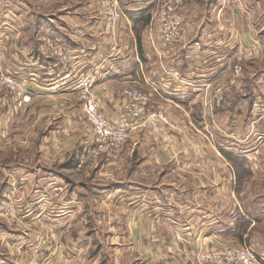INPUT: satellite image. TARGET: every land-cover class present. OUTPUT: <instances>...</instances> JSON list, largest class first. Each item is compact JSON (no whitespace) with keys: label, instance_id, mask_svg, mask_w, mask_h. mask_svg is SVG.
I'll return each instance as SVG.
<instances>
[{"label":"crops","instance_id":"obj_1","mask_svg":"<svg viewBox=\"0 0 264 264\" xmlns=\"http://www.w3.org/2000/svg\"><path fill=\"white\" fill-rule=\"evenodd\" d=\"M120 3L123 18L116 28L108 30L97 0H0L1 68L12 73L16 67L20 71L18 78L38 83L49 76L51 70L61 72L54 48L62 46L71 54L70 68L75 73L94 72L97 76L93 93L107 115H118L121 93L126 86H139L153 93L150 106L165 109L175 127L139 129L133 133L121 158L91 156L83 162L82 170L75 171L80 154L87 150L86 146L94 138V135H88L92 129L84 118L78 92L70 90L61 96L67 100L63 110L57 106L61 100L54 101L56 97L33 95L29 105L16 104L17 101L14 102L8 94L6 98L0 97V121L7 120L5 125L8 122L13 124L15 115L23 118V111L28 106L39 109L33 131L38 132L41 127L47 131L43 144L39 145L40 155L33 160V165L54 164L80 177L79 183L73 182L71 193L76 208L86 220L88 216L89 223L86 222L88 227L74 223L66 238L63 230L58 228L60 224L53 225L54 220L50 225L45 224L50 219H45L43 214L50 213L48 210L51 208L44 209L41 205L33 206L23 201H13L15 206L13 202L12 206L2 204L0 218L6 221L0 224V264H56L64 263L65 259L71 264L79 263L85 255L83 258L75 257L77 255L72 249L73 258L63 254L66 249L62 239L66 238V244L75 246L83 240L80 231L92 227L87 233L91 241H86L85 246L97 243L109 246L101 233L108 224L103 213L111 212L112 207L118 214L115 212L114 223L110 224L114 229L121 228L118 215H127L126 225L133 250L139 254L144 251L143 255L154 260V264H170L171 257L178 255L180 248L186 251L209 249L218 244L235 242L231 232L234 213L243 214L242 217L251 222V228L255 225L247 212L248 209L253 213L254 203L239 202V195L248 194L249 189L236 190L237 175L220 151L222 148L218 146L219 133L216 130L218 127L220 131L231 130L239 119L250 116L253 106L248 103L247 97L238 100L234 94L223 110L217 111L208 120H202V103L205 90L210 85L202 78L208 76L206 72L209 71L214 74V79L222 76L218 75L221 69L216 61L208 66L206 60L203 64L196 59L210 52V47H205L208 43L206 38L225 52H228L227 47L233 40H240V51L245 49L243 47L252 46L251 41H254L261 53L264 26L261 31L262 28L255 25V19H250V15L246 19L245 4L248 5L245 0H188L182 8L185 40L179 45L166 46L155 24L156 0H120ZM36 7L44 9L46 15L51 14L53 23L48 21L35 26L38 23L36 15L42 14ZM130 11H147L150 18L137 27L128 14ZM248 12L252 13L250 9ZM53 25L60 26V31L52 28ZM136 27H144L140 38L135 32ZM202 39L206 42L203 43ZM217 61L220 62V58ZM219 65L222 66V62ZM84 69L88 71L82 72ZM32 90L35 91L36 87ZM225 119L228 126L224 125ZM66 154H69L68 161L64 160ZM46 171L51 173L50 169ZM49 175L59 176L58 173ZM171 187V192L167 193ZM4 194L0 193L1 199H4ZM208 194L214 204L212 201L207 203ZM220 201H226V206L220 205ZM256 205L260 214L257 216L259 224L264 220V198L257 199ZM164 206L173 207L184 221L186 214H193V223L198 224V227L192 225L193 237H190L191 233L184 232L183 238H179L165 219L161 222L159 216L166 211ZM91 208L95 211L92 212ZM223 210L226 217H218L211 228L214 232L224 223V228H230V235L219 242L216 232L202 233L207 227L202 229L199 222L203 219V212L221 215ZM22 211L27 216L33 215L28 216L32 223L23 222L29 229L26 231L17 229L22 223ZM98 214H103V220L97 217ZM228 215L230 219H227ZM38 235L41 238L38 239ZM47 236L50 238L44 242L42 238ZM118 239L121 241V237ZM38 243L44 247L43 251L36 249Z\"/></svg>","mask_w":264,"mask_h":264},{"label":"rangeland","instance_id":"obj_2","mask_svg":"<svg viewBox=\"0 0 264 264\" xmlns=\"http://www.w3.org/2000/svg\"><path fill=\"white\" fill-rule=\"evenodd\" d=\"M247 5L245 4V16L247 19V15H250L253 19H255V25H259L263 31L264 26V0H245ZM43 7V6H42ZM38 8V7H36ZM203 10V6L201 7ZM251 10L252 13L250 14L248 10ZM41 11V16H37L38 23L35 25L37 26L39 23L47 24L48 21L53 23V18L51 14L46 15L44 12V9H39ZM52 12V10L50 11ZM248 13V14H247ZM57 16V15H53ZM44 17V18H41ZM55 21V20H54ZM252 21V20H251ZM55 25V24H54ZM52 26V28H56L60 31L59 27ZM198 28V24L196 25ZM143 28H138L139 33L143 31ZM63 29V28H62ZM137 32V28L135 30ZM264 33V32H263ZM189 36V34H188ZM208 40V43L205 45V47L208 45L210 47V52L206 55L199 56L196 60L199 63L205 64L203 61L206 60V63L208 66L213 65V63L216 61L218 63L219 69H221L220 73L218 75L222 76V78H213V75L211 71L208 73L206 72V77H203L202 79H206L205 81H209L210 85L205 90V95L213 89V87H218V85L223 82L224 80L228 79L233 74V67L236 63L237 56L240 55V52L244 51L246 48H257L254 41H251L252 46L243 47L245 49L241 50L239 49V42L233 40L232 44H229L227 49L228 52H225L224 50H221L218 47H215L214 41L210 42V38H206ZM259 39V38H258ZM194 40V39H191ZM202 42L205 43L206 40L202 39ZM258 42V41H257ZM261 42L263 44V47L261 48V53L258 52V54L255 57H249L247 58L246 62L243 65L242 71L239 75V77L236 78V87L235 91L232 94V96L235 94L236 99H241L242 97H247L248 103H251L253 106L257 103V101L264 100V36L261 39ZM259 43V42H258ZM138 45H140L138 43ZM221 45V44H217ZM59 48H63L62 46H56L54 48V51H56ZM64 49V48H63ZM140 49V48H139ZM53 51V50H52ZM49 55V54H47ZM71 55V54H70ZM202 58H205L201 60ZM220 58V62L217 61ZM72 63V61L70 60ZM222 62V66L219 64ZM60 67L59 65H57ZM56 66V67H57ZM71 66V64H70ZM79 70V69H78ZM0 71L8 75H12L18 79L19 82L22 83L24 90L26 93L31 95V99L29 101L24 102L23 104H30L33 99V95L38 96H49V97H56L54 101H60L61 103H58L57 106H60L63 110L65 106H67V100L66 97H61L64 93H67L65 91H58L55 93H51L46 89H40L37 88V84H43L46 86V83L49 80H52L59 76L62 73V67L60 73H55L54 71H49L47 77L42 78L44 80H40V82H32L27 81L26 79L18 78L20 77V71L15 67V71L10 73L7 70H4L0 67ZM82 70V72H87ZM98 75V74H97ZM217 75V76H218ZM25 76V75H24ZM97 78V76H96ZM35 84V85H34ZM36 90H32V88H35ZM139 87V86H136ZM142 89L141 87H139ZM70 89V88H69ZM72 91V89H70ZM69 90V91H70ZM143 90V89H142ZM144 91V90H143ZM147 92V91H145ZM7 92L0 91V97L6 98ZM9 95V94H8ZM231 96V97H232ZM231 97L229 99H231ZM53 99V98H52ZM251 99V100H250ZM14 101V99H12ZM15 102V101H14ZM228 101L222 108V110L227 106ZM6 105L7 103H3ZM16 104H20L19 101L16 102ZM26 105H22L21 107H25ZM23 111L25 114L23 118L20 115H15V119L13 124L11 122H8L7 125H5L4 119L0 121V193L4 194V199H1L0 196V205H9L12 206V202H20V203H31L33 206L41 205L44 209L51 208L50 213L43 214L45 215V219L49 222H46L45 224H49L50 222L55 221L53 225H56L57 223L58 228L63 230V236H66L70 234L71 232V226L76 223L77 225L85 224L86 227H88L87 224H89L88 216L87 220L86 217L83 218V215H81V212H79V208H76L74 203V195L73 193V182L77 184L79 183V176L75 173L70 174L69 171H66L62 167L54 166H43L36 164L33 165V160L39 157L40 150L39 145L43 144L44 140V134L47 130L43 129L45 127L39 128V131L34 133V127L36 126V121L38 119V110L35 109L33 106H28V108L24 109ZM22 112V111H21ZM107 115V114H106ZM216 115L214 113L212 117ZM207 118L206 120H208ZM225 119V126H228V121ZM206 122V121H205ZM237 125L233 124L232 129L229 131L219 130L220 127H218L216 130L219 133L218 137V146L222 148V153L224 154L225 158L231 163L234 173L237 175V181L235 183L236 190L238 191H244L245 189H249V193L245 194L244 196L239 195V202L242 203H248L253 204V209L251 213L248 211V216L250 219H253L255 222V225L253 228L250 226L245 231L241 225L242 222L245 221L246 218H243L244 216L241 213H234V223H233V241L231 243H236L240 245H246L254 252L264 262V220L262 223L258 224L257 216L260 215L258 213V207H257V199H263L264 198V119L260 118L258 114H256L254 107H252L250 111V116L245 119V116L236 122ZM224 126V127H225ZM235 128V129H233ZM38 130V129H37ZM137 131V130H136ZM88 132V131H87ZM223 133V134H221ZM88 135L93 137V132ZM19 137V139H17ZM21 139V141H19ZM95 141V138L92 139L91 143ZM128 146V144H127ZM87 150H88V146ZM127 149V147H126ZM125 149V150H126ZM83 151V153L80 154L79 158L81 159L83 155V160H87L88 157H91L94 154H89L88 151ZM124 150V152H125ZM122 153V155L124 154ZM90 155V156H88ZM105 155V154H101ZM101 155H99L97 158H99ZM119 156V158L122 157ZM107 156V155H106ZM238 156V157H236ZM71 157V156H70ZM108 157V156H107ZM231 157V158H230ZM63 158V157H62ZM117 158V159H119ZM65 161L69 160V154L65 155L64 158ZM80 163V160H79ZM77 166V165H76ZM75 166V171H80L82 169L77 170V167ZM83 166V165H82ZM50 169L51 173H58L59 176H51L46 169ZM43 168L46 173H44ZM82 168V167H81ZM41 172V174H33V172ZM189 175V172H185ZM46 175L45 177L41 178L42 175ZM77 181V182H76ZM174 184V183H173ZM176 185V184H175ZM156 186V185H155ZM40 190V191H39ZM172 190V187L168 190L167 193H170ZM7 193L9 196H7ZM58 193V194H57ZM170 196V195H169ZM20 197V199H19ZM213 197V196H212ZM23 201V202H22ZM213 203V200L209 197L208 194V200L207 203L211 202ZM13 202V205L15 206V203ZM215 203V202H214ZM213 203V204H214ZM220 205L226 206L225 202H219ZM238 203V202H237ZM3 204V205H2ZM242 205V204H241ZM94 206V205H93ZM8 207V206H7ZM166 209L165 212L161 213L159 216V219L161 222L165 219L166 224L169 226H172L175 233L178 235V237L183 238L184 232L191 233L190 237H193L195 234L192 228V225H196L198 227V224L193 223V220L191 217H193L192 213L186 214L183 218L185 221L181 218V214L177 213L176 210H174L173 207H167L164 206ZM210 209V206H208ZM228 208V207H226ZM57 209V211H56ZM92 212L95 211L94 208L90 209ZM115 212L117 211L112 207L111 212H104L103 214L106 216L108 224L105 225L104 231L101 233L102 237L107 240V243L109 246H104L100 243H97L96 245H86V241L90 242L87 233L91 232L92 227L86 228L85 230L82 229L80 231L82 241L80 244L70 245L66 244V238L62 239L63 244L65 246V251L63 254L69 255L72 258L73 251L75 253V257H81L83 258L79 261L77 264H154V260L151 261L150 258L146 257L144 254V251L135 252L133 250V245L131 244V241L129 240L130 237V231H128L127 225H126V217L127 215H118L119 223L121 225V228L114 229L112 223L113 217ZM23 214L21 216L22 223H32L28 215L21 212ZM103 214H98L97 217L103 220ZM118 214V213H117ZM202 220L199 222V226L207 229L205 231H201L202 233L209 234H215L217 233V237L220 239H227L230 235V228L226 229L224 228V223L221 226L217 227L216 231H212L213 229L211 227H214L215 220H218V217L223 219L226 217V213L221 212V215L213 213V215L202 213ZM41 213L39 214V216ZM231 215V214H230ZM230 215H228L227 219H230ZM25 216V217H24ZM263 214L261 215V217ZM10 217V216H7ZM24 217V218H23ZM264 219V217H262ZM35 219H38L37 216H35ZM243 219V220H242ZM110 220V221H109ZM5 220H2L0 218V224L5 222ZM87 222V224H86ZM90 222V220H89ZM92 222V221H91ZM8 223V222H7ZM20 225L18 224L17 229L20 231H26L29 230L24 226V223ZM114 223V222H113ZM229 223V222H228ZM231 223V222H230ZM50 225V224H49ZM52 225V226H53ZM61 227V228H60ZM35 228V227H34ZM211 228V229H210ZM38 231V228H37ZM212 231V232H211ZM40 235V234H39ZM38 235V239L41 238ZM205 235V234H204ZM121 237V241H119L118 237ZM107 237V239H106ZM50 236H47V238H42L44 242H47L49 240ZM231 240V239H230ZM77 241V242H78ZM98 242V241H97ZM117 245V247L115 245ZM122 244V246H120ZM227 244V243H225ZM221 244L219 246L225 245ZM69 245V246H67ZM217 245V247H219ZM38 249V252L43 251L44 247L38 243V246L36 247ZM72 249V250H70ZM204 249V248H202ZM182 252L180 253V251ZM188 251H191V249H188L187 251L183 248L179 249L178 255H175L171 257L170 264H181L182 260L184 259L186 253ZM56 264H71V262L67 261V259L64 260V263L61 262H55ZM72 264H74L72 262Z\"/></svg>","mask_w":264,"mask_h":264},{"label":"built area","instance_id":"obj_3","mask_svg":"<svg viewBox=\"0 0 264 264\" xmlns=\"http://www.w3.org/2000/svg\"><path fill=\"white\" fill-rule=\"evenodd\" d=\"M156 1L155 24L164 44L166 46L182 44L186 37L182 8L188 0ZM97 2L107 29L113 30L124 15L120 0H97ZM257 54L256 48H246L240 52L233 67L232 76L221 82L218 87H213L204 96L201 109L202 120L210 118L224 107L235 91L236 78L239 77L248 56L255 57ZM54 56L63 69L62 73L49 80L46 86L37 84L36 87L51 93L61 90L67 92L70 89L79 93L84 118L89 123L95 138L87 150L89 154H94L93 158L101 154L111 159L119 158L136 130L142 128L161 130L165 126L175 128L165 109L150 106L153 93L145 92L136 86H126L122 90L121 108L116 117L106 115L93 93L96 86L95 73H75L70 68L71 55L63 48L54 51ZM8 74L0 71V91L7 92L20 104L29 101L31 95L25 92L22 83ZM253 107L256 114L264 119V100L257 101ZM84 161L82 155L80 163L76 166L77 170L81 169ZM181 264H264V262L248 246L230 242L209 249L193 248L186 253Z\"/></svg>","mask_w":264,"mask_h":264},{"label":"trees","instance_id":"obj_4","mask_svg":"<svg viewBox=\"0 0 264 264\" xmlns=\"http://www.w3.org/2000/svg\"><path fill=\"white\" fill-rule=\"evenodd\" d=\"M128 14H129L131 20L137 25V27L141 24L146 23L150 18V14L147 11H140V12L130 11ZM139 35H140V33H139L138 28H137V37L138 38H140ZM138 43L140 44V39L138 40ZM140 45H139V48H140ZM242 223L243 224L241 225V227L245 228L244 230L246 231L248 229V227L250 226L251 222L248 219H245V221Z\"/></svg>","mask_w":264,"mask_h":264}]
</instances>
